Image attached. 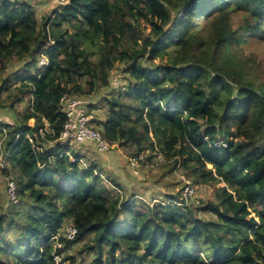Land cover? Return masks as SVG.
<instances>
[{"label": "trees", "instance_id": "obj_1", "mask_svg": "<svg viewBox=\"0 0 264 264\" xmlns=\"http://www.w3.org/2000/svg\"><path fill=\"white\" fill-rule=\"evenodd\" d=\"M252 36H264V0H70L42 22L28 2L0 0V111L16 115L0 119V156L19 199L0 213V264H56L74 246L68 264L84 254L89 264H264V81L243 52ZM117 65L127 82L105 97L104 138L134 147L131 157L149 150L147 162L162 153L213 198L128 197L58 141L61 96L111 87ZM67 222L77 234L57 247Z\"/></svg>", "mask_w": 264, "mask_h": 264}, {"label": "rangeland", "instance_id": "obj_2", "mask_svg": "<svg viewBox=\"0 0 264 264\" xmlns=\"http://www.w3.org/2000/svg\"><path fill=\"white\" fill-rule=\"evenodd\" d=\"M26 1L31 4L32 8L35 10L38 19L40 22L43 21V17L46 15H51L52 9L58 7V4L53 1L44 2L42 0H19ZM149 29H140L138 32L140 36H145L148 33ZM174 47L171 48V52H173ZM245 56L248 54L256 55V72L259 75V79L264 81V36H252L248 39V41L244 44ZM47 57V56H46ZM48 58V57H47ZM41 59V58H40ZM167 57L163 62L169 60ZM156 64L161 63L162 61L159 59L155 60ZM40 63V60H39ZM113 73V76L119 77L118 81L122 82V87L125 86L127 82V78L122 73L121 67H118ZM260 72V73H259ZM120 79V80H119ZM112 81V80H111ZM119 89L112 90L109 88H101L96 93L90 96H83L88 98L90 101L94 102L92 106L89 108V112L92 113L94 125L99 128V121L104 120L108 113V107L106 105L105 97L111 96L112 93H117ZM27 106V101L23 103L17 104V110L24 111ZM16 118L14 112L10 110L0 111V119L7 122L12 123ZM30 124H33V120L30 121ZM51 143L48 142V146ZM76 144H70L71 149L76 153L81 154L82 160L81 162L88 166L90 164H97L99 166V173L104 177L105 182H109L108 178H113L117 180L122 186L120 189L123 194L126 196H130V194H135V199L137 197L143 198L147 202H155V201H165L167 196L173 194L185 195L184 189L191 185L193 186L194 193L193 197L189 198V203L199 202V200H207L213 198V190L211 187L206 186H194L192 181L186 177L184 171L180 167H176L173 169L169 162L166 161L165 156L162 153H159L156 157H153L151 161L147 162L146 159L149 158L151 152L149 150L142 153L140 156H135L138 160L136 165H133L131 159L132 150H135L134 147L126 146L121 147L116 144L111 148L110 155L116 156L118 160L117 167L108 166L107 162L108 158L101 159L99 155H103L97 152V150H93L89 153V155H85L81 153ZM3 143L0 141V149H3ZM106 163H104V162ZM5 160L0 156V213H11L13 212V206L18 205L19 199H11L9 192V183L12 182L8 176L3 173ZM120 163V164H119ZM114 168H117L119 172H116ZM62 183V182H61ZM180 205H184L179 203ZM67 228V227H66ZM61 232V231H60ZM81 246V244H80ZM78 247L74 246L67 252H64L62 255L65 257L67 254H77ZM92 254H84L79 256V264H89L91 260Z\"/></svg>", "mask_w": 264, "mask_h": 264}, {"label": "built area", "instance_id": "obj_3", "mask_svg": "<svg viewBox=\"0 0 264 264\" xmlns=\"http://www.w3.org/2000/svg\"><path fill=\"white\" fill-rule=\"evenodd\" d=\"M44 2L53 1L58 5L69 4L70 0H42ZM48 58L46 55H42L40 59V66H47ZM120 77V76H119ZM116 76L112 78V90L121 89L122 82L118 81ZM120 80V79H119ZM124 89V86L122 87ZM94 102L90 101L88 98L83 96H73L67 93H64L60 98V104L62 110L67 115V121L64 124V127L60 133L58 141L61 144H87L93 143L96 150L99 153H105L111 149L113 145L106 140L100 130L96 125H94V120L92 113L89 112V108ZM138 159L133 157L131 159L133 165L138 163ZM9 196L11 199H16V185L12 181L9 183ZM185 195L187 199L192 198L194 189L193 186L188 185L185 189ZM67 227V228H66ZM62 234L68 239H74L77 234V228L72 224V222H67L61 232L55 236L57 239V247H62V243L59 242V235ZM54 259L56 264H68L64 259L62 254L55 253Z\"/></svg>", "mask_w": 264, "mask_h": 264}, {"label": "crops", "instance_id": "obj_4", "mask_svg": "<svg viewBox=\"0 0 264 264\" xmlns=\"http://www.w3.org/2000/svg\"><path fill=\"white\" fill-rule=\"evenodd\" d=\"M74 146H77L78 147V149L80 150V152L81 153H84L86 156L87 155H89V153L92 151L93 152V150H96V148H95V146H94V144L93 143H87V144H76V145H74ZM112 148V147H111ZM111 150V149H110ZM109 150V151H110ZM109 151H107V152H105L103 155H99L100 157H102L101 159H104L105 157L106 158H108L107 159V162L109 163V165L108 166H110V167H117L118 166V160H117V157L116 156H112V155H110V152ZM98 152V151H97ZM101 154V153H100ZM104 157V158H103ZM104 162V161H103ZM104 163H106V162H104ZM120 164V163H119ZM115 169V171L116 172H119L118 170H117V168H114Z\"/></svg>", "mask_w": 264, "mask_h": 264}]
</instances>
